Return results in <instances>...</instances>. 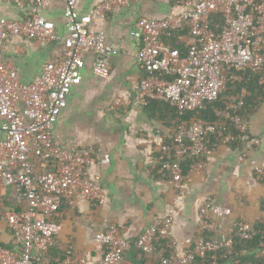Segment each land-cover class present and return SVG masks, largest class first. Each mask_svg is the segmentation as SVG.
Here are the masks:
<instances>
[{
	"label": "built area",
	"instance_id": "1",
	"mask_svg": "<svg viewBox=\"0 0 264 264\" xmlns=\"http://www.w3.org/2000/svg\"><path fill=\"white\" fill-rule=\"evenodd\" d=\"M24 7L26 20L0 19V190L3 185L14 186L16 196L26 206L17 214H7L13 243L17 251L0 244V264H91L78 258L74 250H67L64 258L49 259L55 239L62 226L53 215L62 207L73 210L79 201L104 205L107 200L99 176H89L88 169L99 159L92 147L63 148L53 131L55 122L67 108L74 87L82 82L85 56L95 57L94 74L102 79L110 75V61L114 49L107 44L103 31L95 30L97 22L109 14L129 7V0H105L94 5L90 13L80 14L77 0H0ZM63 4V18L67 34L61 36L45 18L44 12L52 4ZM181 13L164 20H141L133 37L139 40L138 56L145 77L136 88L134 103L146 106L151 101L168 103L179 116L206 109L227 91L229 84L243 83L245 73L258 74L264 67V0H191L178 1ZM220 14L224 27L216 33L211 18ZM188 30L194 43L185 57L163 42V35ZM28 39L40 43H59L65 57L47 63L40 76L30 83L20 82L19 75L1 55L9 39ZM262 84L263 82L260 81ZM247 89L242 88L238 99L216 114L221 123L200 120L190 124L178 123L173 131V145L164 147L162 155L154 159L160 172L170 175L172 200L165 217H155L135 240H126L122 229L111 223L95 238L104 247L103 258L92 264H132L126 252L132 247L144 255L156 254V243H164L168 255L157 254L160 264H194L197 257L212 255V264H219L217 254L232 253L235 239L251 241L260 238L264 249V229H256L247 222H236L233 235L222 239L207 238L216 224L209 222L211 206L199 210L201 234L192 247L177 255L172 228L179 205L187 192L189 175L182 163L193 160L194 167H205V157L211 148L242 143L244 153L239 162L248 161V149L259 141L249 137L250 120L238 114L244 105ZM132 101L115 99L109 112L130 105ZM175 153V157H172ZM38 164L50 165L51 170L39 172ZM256 178L264 181V169L254 168ZM227 215L219 208L218 218Z\"/></svg>",
	"mask_w": 264,
	"mask_h": 264
},
{
	"label": "crops",
	"instance_id": "2",
	"mask_svg": "<svg viewBox=\"0 0 264 264\" xmlns=\"http://www.w3.org/2000/svg\"><path fill=\"white\" fill-rule=\"evenodd\" d=\"M105 0H77L80 14H88ZM181 0H129V7L109 14L104 21L97 22L95 30L103 31L107 44L114 49L107 79L94 74L95 57L85 56L82 82L74 87L67 108L55 122L54 135L63 148L92 147L99 159L88 169V175L99 176L107 200L104 205L79 201L75 208H60L53 219L62 226L55 239L49 259L64 258L67 250H74L78 258L91 264L99 262L104 247L96 243V236L111 223L122 229L126 240H135L156 217L168 214L172 200L170 175L160 172L154 159L162 155L163 148L173 145V131L178 119L168 103L152 101L146 106L134 103L136 88L145 77L138 61L141 42L133 37L141 20H164L181 13L176 7ZM194 4L199 0H191ZM24 7L0 1V19L26 20ZM45 18L61 35L67 34L63 4L54 2L44 12ZM169 42V36L163 42ZM172 43L187 54L194 43L188 30L172 39ZM66 54L64 45L40 43L38 41L9 39L2 49V57L15 68L20 82L30 83L40 76L50 62L61 61ZM263 89L258 95H250L244 117L250 120L249 137L259 141L248 149V161L239 162L244 149L238 144L211 148L205 157V167H194L193 160L186 158L182 166L189 175L187 192L179 205V212L172 228L174 251L181 255L192 247L200 236L199 210L206 204L211 206L209 222L216 224L214 233L207 238L222 239L235 232L236 222H247L254 227H264V181L256 178L254 168L264 169V67L260 74ZM132 101L128 106L109 112L115 99ZM0 135V139H2ZM175 157V153H172ZM50 165L38 164V171L51 170ZM26 202L16 196L14 186L5 184L0 190V244L17 251L13 243L7 214L24 210ZM219 208L227 215L220 219ZM158 242L156 254L144 255L135 247L126 252L132 264H160L157 254L163 255ZM161 247V248H160ZM264 254V249L262 248Z\"/></svg>",
	"mask_w": 264,
	"mask_h": 264
},
{
	"label": "trees",
	"instance_id": "3",
	"mask_svg": "<svg viewBox=\"0 0 264 264\" xmlns=\"http://www.w3.org/2000/svg\"><path fill=\"white\" fill-rule=\"evenodd\" d=\"M224 27V20L223 17L220 14H215L211 18V28L216 33H219ZM182 33V30L180 31H173L170 33H166L164 36H169L171 41L165 42L173 48V50L181 57H185L186 53L185 51H181L182 48L180 46H176L172 43V39L177 38ZM162 37V39H163ZM260 73H245V81L243 83H236V84H229L227 86V91L222 94L219 99L215 102L208 103L206 105L205 110L196 111V112H188L185 113L183 116H179L178 111L175 108H172L175 113V117L178 119V123H185L190 124L193 121L200 120L206 123H221L222 119L217 116L216 111L220 110L223 111L233 100H237L241 89L244 87L247 89V95L244 100V105L241 108L240 111H238L239 115H243L245 111L247 110L248 104H249V97L250 95H258L261 90L263 89V85L260 83L261 78ZM152 103V101L150 102ZM241 146V149L243 147L242 143H237ZM256 229H261V227H255ZM161 243V242H159ZM158 242L156 243L157 246ZM163 246V250H166L164 243H161ZM161 248V247H160ZM262 248L260 247V238L256 237L251 241H242L240 239H235L233 247H232V253L227 256H223L222 252L217 254L218 263L219 264H264V254ZM165 255H168V252L165 253ZM212 255H206L204 257H197L195 259L194 264H212Z\"/></svg>",
	"mask_w": 264,
	"mask_h": 264
},
{
	"label": "water",
	"instance_id": "4",
	"mask_svg": "<svg viewBox=\"0 0 264 264\" xmlns=\"http://www.w3.org/2000/svg\"><path fill=\"white\" fill-rule=\"evenodd\" d=\"M137 249V248H136ZM137 264H141L140 262H137Z\"/></svg>",
	"mask_w": 264,
	"mask_h": 264
},
{
	"label": "bare ground",
	"instance_id": "5",
	"mask_svg": "<svg viewBox=\"0 0 264 264\" xmlns=\"http://www.w3.org/2000/svg\"><path fill=\"white\" fill-rule=\"evenodd\" d=\"M223 254V253H222Z\"/></svg>",
	"mask_w": 264,
	"mask_h": 264
}]
</instances>
